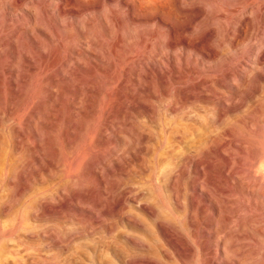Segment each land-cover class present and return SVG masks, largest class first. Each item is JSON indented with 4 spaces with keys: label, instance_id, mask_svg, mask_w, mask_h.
I'll return each instance as SVG.
<instances>
[{
    "label": "rangeland",
    "instance_id": "rangeland-1",
    "mask_svg": "<svg viewBox=\"0 0 264 264\" xmlns=\"http://www.w3.org/2000/svg\"><path fill=\"white\" fill-rule=\"evenodd\" d=\"M92 1L82 17L67 0L28 1L14 27L35 11L57 50L25 45L20 63L0 60V264H264V199L255 206L243 192H264L252 176L264 178L254 159H264V0ZM68 60L52 93L48 77ZM240 220L255 229L225 244Z\"/></svg>",
    "mask_w": 264,
    "mask_h": 264
},
{
    "label": "bare ground",
    "instance_id": "bare-ground-1",
    "mask_svg": "<svg viewBox=\"0 0 264 264\" xmlns=\"http://www.w3.org/2000/svg\"><path fill=\"white\" fill-rule=\"evenodd\" d=\"M28 1H30V0H0V15L1 14H3L5 17H6V21H7V25H6V29H4V27H3V25H2V23H1V20H0V60L1 59H3L4 57H7V56H9L11 59H14L16 62H18V63H20L21 62V55H22V49H21V46H32L33 47V49L34 50H36L37 51V53H39V54H43L45 57L48 55V52H49V50H48V47H51L52 49H53V51L56 49V43H55V39H54V32L53 31H50L49 29H46V24L44 25V24H42V23H40V24H42V26H41V28L39 29V22H38V16L34 13V12H32V10L27 14V16H28V18L31 20V22H32V24H25V25H20V26H18L17 28H15L14 27V23L18 20V15H17V12L19 11L20 12V10H22L23 8L22 7H24V5L28 2ZM88 1L89 0H67V2H68V6H70V7H75V8H79L80 9V14H79V17H82V11L83 10H86V9H84V7H85V5L88 3ZM113 1V0H112ZM111 1V2H112ZM125 1V0H124ZM131 1V0H130ZM145 1H147V0H145ZM153 4H154V1L155 0H150ZM156 1H160V0H156ZM155 1V2H156ZM194 1V0H193ZM111 2H110V4H111ZM115 2V1H114ZM117 2V1H116ZM121 2V1H120ZM129 2V1H128ZM138 2H140V1H138ZM141 2H144V0L142 1L141 0ZM160 2H162V0L160 1ZM261 2V1H260ZM164 3V2H163ZM162 3V4H163ZM250 3H252V2H250ZM114 4V3H113ZM118 4H120V3H118ZM122 4H124V3H122ZM139 4V3H138ZM141 4V3H140ZM139 4V5H140ZM162 4H160V5H162ZM165 4V6L167 7V5H166V3H164ZM163 4V5H164ZM67 5H65V6H67ZM92 5H94L95 6V8H96V6L98 5V6H100V7H102V8H104L106 5L104 4V3H102V0H93L92 1ZM128 5V4H127ZM142 5V4H141ZM255 5V4H254ZM10 6V7H9ZM54 6V5H53ZM121 6V5H120ZM129 6H131V5H129ZM155 6V5H154ZM258 6H259V4H258ZM264 6V5H263ZM12 8V10H7L8 8ZM119 7V6H118ZM140 7H142V6H140ZM146 7V6H145ZM161 7V6H160ZM235 7V6H234ZM7 8V9H6ZM26 8H28V7H26ZM25 8V9H26ZM36 8V7H35ZM98 8V7H97ZM125 8V7H124ZM146 8H148V7H146ZM145 8V9H146ZM162 8H164V6H162ZM203 8V7H202ZM208 8V7H207ZM211 8V7H210ZM243 8V7H242ZM5 9V10H4ZM20 9V10H19ZM31 9H33V8H31ZM47 9V8H46ZM133 9V8H132ZM165 9V11H166V8H164ZM250 9H251V7H250ZM4 10V11H3ZM29 10V9H28ZM89 10V9H88ZM97 10V9H96ZM103 10V9H102ZM119 10V9H118ZM125 10V9H124ZM134 10V9H133ZM133 10L131 11V12H133ZM139 10V9H138ZM141 10H143V9H141ZM169 10V9H168ZM209 10V9H208ZM246 10V9H245ZM251 10H253V9H251ZM196 11V10H195ZM197 11H198V9H197ZM201 11V10H200ZM37 12V11H36ZM98 12H101L100 10H98ZM108 12V11H107ZM136 12H138V13H140L139 11H137L136 10ZM213 12V11H212ZM242 12V11H241ZM253 12V11H252ZM251 12V13H252ZM263 12V11H262ZM21 13H23V12H21ZM121 13V12H120ZM147 13V12H146ZM197 13V12H196ZM195 13V15L197 16V14ZM237 13H239V12H237ZM247 13H248V11H247ZM250 13V12H249ZM154 14V13H153ZM158 14H160L159 12H158ZM167 14V13H166ZM193 14V13H192ZM191 14V15H192ZM198 14H199V11H198ZM208 14H209V12H208ZM163 15H164V13H163ZM190 15V14H189ZM188 15V16H189ZM195 15H192L191 17H193V16H195ZM217 15V14H216ZM247 15H251V14H247ZM22 16V15H21ZM21 16H19L20 18H21ZM218 16V15H217ZM222 16V15H221ZM252 16V15H251ZM1 17V16H0ZM24 17V16H23ZM26 17V16H25ZM44 17V16H43ZM204 17H206V16H204ZM208 17V16H207ZM224 17V16H223ZM241 17V16H240ZM239 17V18H240ZM247 17H249V16H247ZM260 17V16H259ZM258 17V18H259ZM157 18H159V17H157ZM161 18V17H160ZM201 18V17H200ZM219 18V17H218ZM236 18H237V16H236ZM239 18H237V19H239ZM249 18H251V17H249ZM100 19L104 22V25H108V26H110L109 25V20H108V18L105 16V15H101L100 14ZM187 19V18H186ZM208 19V18H207ZM114 20H116V19H114ZM157 20V19H156ZM202 20H203V18H202ZM48 21V20H47ZM78 21V20H77ZM165 21V20H164ZM232 21V20H231ZM230 21V22H231ZM247 21L249 22V19L247 20L246 19V21H244V22H246L247 23ZM257 21V20H256ZM78 22H80V21H78ZM77 22V23H78ZM159 22V21H158ZM258 22V21H257ZM17 23V22H16ZM93 23V22H92ZM115 23H117V25H118V22H116L115 21ZM160 23V22H159ZM167 23V22H166ZM232 23H233V21H232ZM255 23V22H254ZM18 24H19V22H18ZM44 25V26H43ZM78 25V24H77ZM162 25V24H161ZM243 25H245V24H243ZM247 25H248V23H247ZM256 26V25H255ZM164 27V26H163ZM179 27V26H178ZM58 28V27H57ZM109 27H106V33L109 35V36H111V31L109 30L110 28H111V26H110V28L108 29ZM237 28V27H236ZM244 28V27H243ZM39 30L40 31V33L44 36V39H41L42 37H40V35H38V31H36V30ZM72 29V28H71ZM6 30H9L11 33L7 36V34H6ZM95 30V29H94ZM72 31V30H71ZM77 31H79L80 32V34H81V32L87 37V35H88V32H89V30H88V28H87V26L84 24V23H82L81 22V26L80 27H78L77 28ZM92 31V30H91ZM178 31V30H177ZM213 31V30H212ZM103 33V32H102ZM218 33V32H217ZM104 34V33H103ZM114 34V33H113ZM178 34V33H177ZM223 34V33H222ZM58 35V34H57ZM215 35H216V33H215ZM99 36V35H98ZM115 36V35H114ZM217 36V35H216ZM89 38V37H88ZM110 38V37H109ZM112 38V37H111ZM68 39V38H67ZM103 39V38H102ZM185 39V38H184ZM45 42V45L43 44V41ZM95 40V39H94ZM110 40V39H109ZM112 40H113V38H112ZM177 40V39H176ZM179 41H181V39H178ZM178 40H177V42H178ZM87 41V40H86ZM91 41V40H90ZM89 41V42H90ZM93 41V40H92ZM103 41V40H102ZM184 41V40H183ZM95 42H96V40H95ZM174 42H176V41H174ZM159 43H161V41H159ZM164 43H165V41L163 42V45H164ZM171 43V42H170ZM238 43V42H237ZM88 44V43H87ZM93 44H95V43H93ZM97 44V43H96ZM120 44V43H119ZM97 45H100V43H98ZM117 45V44H116ZM160 45V44H159ZM166 45H167V43H166ZM165 45V46H166ZM86 46H88V45H86ZM118 46V45H117ZM122 46V45H121ZM177 46V45H176ZM75 47V46H74ZM119 47V46H118ZM117 47V48H118ZM152 47H154V46H152ZM156 48L157 47H159L158 46V44L155 46ZM167 47H168V45H167ZM166 47V49L168 50L170 47H168L167 48ZM174 47V46H173ZM172 47V48H173ZM174 48H176V47H174ZM90 49V48H89ZM120 49V48H119ZM165 49V50H166ZM57 50V49H56ZM56 50H55V52H56ZM76 50V49H75ZM75 50L74 51H72V52H75ZM106 50V49H105ZM158 50V49H157ZM176 50V49H175ZM174 49H173V51H175ZM25 51V50H24ZM52 51V50H51ZM103 51H104V49H103ZM107 51V50H106ZM105 51V52H106ZM122 51V50H121ZM136 51V50H135ZM148 52H149V50H147ZM159 51V50H158ZM172 51V50H171ZM86 52V51H85ZM108 52V51H107ZM161 52V51H160ZM66 53V52H65ZM77 53V55L79 56V55H81L82 54V51L80 50V49H78V51L76 52ZM96 53V52H95ZM150 53H151V51H150ZM153 53V52H152ZM151 53V54H152ZM162 53V52H161ZM24 56H25V58L27 59V61H28V63H30V70L31 71H35L36 69H37V66H36V64L34 63V56L33 55H31L30 54V52L29 51H25L24 53ZM52 54H53V52H52ZM84 54V53H83ZM82 54V55H83ZM99 54V53H98ZM154 54H155V52H154ZM154 54H153V56H154ZM159 54V53H158ZM157 54V55H158ZM66 55V54H65ZM76 55V56H77ZM86 55H87V53H86ZM160 55V54H159ZM162 55V54H161ZM67 56V55H66ZM84 56V55H83ZM89 56V55H88ZM102 55H101V53H100V57H101ZM216 56V55H215ZM160 57V59H162L161 58V56H159ZM50 58H51V56H50ZM78 58V57H77ZM103 58V57H102ZM25 59V60H26ZM100 59V58H99ZM103 59H105V58H103ZM57 60H58V58H54L53 60H52V62L50 61V64H48L45 68H49V69H52V68H54L56 65H57ZM101 60V59H100ZM97 61V60H96ZM106 61V60H105ZM141 62V61H140ZM112 64V63H111ZM131 64V63H130ZM64 65H65V67H61V68H59V71H57L56 73H54V74H51L49 77H48V82H47V88H50V91L52 92V93H54V89L53 88H55L56 87V85L59 83V82H61V81H64L65 79H69V73H68V71H69V69L72 67L71 66V62H70V60H68V61H65L64 62ZM81 66L83 67V68H85V69H87V64H85V63H83V64H81ZM135 67L136 66H134V69H135ZM14 69H17V67L16 68H14ZM11 70H13L12 68L9 70V71H11ZM137 72H138V70H137ZM136 72V73H137ZM190 72V71H189ZM10 73V75L8 74V78H9V83H10V88H16L17 86H18V81H19V78H18V73H14V71L13 72H9ZM58 73V74H57ZM101 73V72H100ZM49 74V73H48ZM134 74H135V72H134ZM103 75V74H102ZM127 75V74H126ZM138 75V74H137ZM194 75H195V72H194ZM193 75V76H194ZM108 76V75H107ZM192 76V75H191ZM3 77H4V74H2V73H0V84L2 83V81H3ZM129 77L131 78V76L129 75ZM195 77V76H194ZM197 78V77H196ZM127 80V79H126ZM106 81V80H105ZM116 81V80H115ZM114 80H113V83L115 82ZM162 81V80H161ZM175 81V80H174ZM209 81V80H208ZM185 82V81H184ZM206 83V82H205ZM79 84H81L80 82H79ZM168 84H170L169 82L167 83V85ZM125 85V84H124ZM163 85V84H162ZM161 85V86H162ZM165 85V84H164ZM15 86V87H14ZM166 86V85H165ZM80 88H87L85 85H81L80 86ZM92 88V87H91ZM166 88H168V87H166ZM133 90V89H132ZM13 97V96H12ZM14 99V98H13ZM72 100V99H71ZM51 101L53 102L54 101V98L53 97H51ZM50 101V102H51ZM116 101V100H115ZM114 101V102H115ZM81 103V102H80ZM113 103V102H112ZM118 105V104H117ZM124 106V105H123ZM45 107V106H44ZM47 107H48V105H47ZM110 107V106H109ZM114 106H112V108H113ZM49 108L50 109H53V105H50L49 106ZM77 108L78 109H80V110H82L81 109V107H78L77 106ZM115 108H117V107H115ZM146 109V108H145ZM117 110V109H116ZM47 111V109H44V110H40V111H38L37 113H36V116H37V119L39 120L40 118H41V114L42 113H45ZM84 110H82V112H83ZM97 111H98V109H97ZM118 111V110H117ZM1 112V111H0ZM35 112V111H34ZM124 113V112H123ZM125 114V113H124ZM124 114H123V116H124ZM115 115V114H114ZM137 115V114H136ZM58 116V115H57ZM111 116V115H110ZM87 117H88V115H87ZM93 118V117H92ZM35 120V119H34ZM111 120V119H110ZM185 120V119H184ZM171 122V121H170ZM25 123V122H24ZM54 123V122H53ZM77 123V122H76ZM106 123V122H105ZM37 124V123H36ZM75 124V123H74ZM107 124V123H106ZM132 124V123H131ZM51 125H53V124H51ZM55 125V124H54ZM78 125V124H77ZM112 126H113V124H111ZM110 125V126H111ZM120 125V124H119ZM118 125V126H119ZM72 126H74V125H72ZM83 127V126H82ZM36 128V127H35ZM54 128V127H53ZM102 127H100V129H101ZM105 128V127H104ZM116 128H117V126H116ZM80 129V128H79ZM112 129V128H111ZM115 129V128H114ZM172 129V128H171ZM19 130H20V128H19ZM48 130V129H47ZM104 130V129H103ZM118 130H120V129H118ZM32 131V130H31ZM45 131V130H44ZM74 131V127H71V129H70V133H74L73 132ZM26 132H28V131H26ZM115 132V131H114ZM121 132H122V130H121ZM19 133H21V132H19ZM110 132H108L107 134H109ZM101 134V133H100ZM34 135V134H33ZM97 135V134H96ZM163 135V134H162ZM26 136V135H25ZM25 136H24V138H25ZM50 136V135H49ZM48 136V137H49ZM164 136V135H163ZM178 136H179V134H178ZM21 137V136H20ZM31 137H33V136H31ZM37 137V136H36ZM39 137V136H38ZM68 137V136H67ZM177 137V136H176ZM34 138V137H33ZM39 139H40V137H39ZM258 149H260V148H258ZM190 154V153H189ZM188 154V155H189ZM253 155H254V153H253ZM179 156V155H178ZM185 156H187V155H185ZM184 156V157H185ZM238 156V155H237ZM180 157V156H179ZM178 158V157H177ZM188 158V157H187ZM251 158V157H250ZM243 159H244V157H243ZM254 159H256V160H258V162H259V169L260 170H264V159L262 158V157H260V155L259 154H255V156H254ZM186 161V160H185ZM251 162V161H250ZM255 163V162H254ZM203 165H205V164H203ZM194 166V165H193ZM201 166V165H200ZM240 167V166H239ZM197 168V167H196ZM203 168V167H202ZM241 168V167H240ZM244 168V167H243ZM249 169V168H248ZM197 170V169H196ZM203 170V169H202ZM241 170V169H240ZM243 170V169H242ZM248 171V170H247ZM247 171H244V172H247ZM250 171H253V170H250ZM228 172H230V171H228ZM193 173V172H192ZM197 173V172H196ZM225 173V172H224ZM248 173H249V171H248ZM247 173V174H248ZM253 173V172H252ZM153 174H154V172H153ZM202 174V173H201ZM229 174H231L232 175V178H233V180H235L236 179V177H234L236 174H234L233 172H231V173H229ZM203 175H205V173L203 174ZM239 175V174H238ZM252 176H253V183L254 184H256V185H261V183H263L264 184V178H263V176H261V175H259V174H255L254 173V175L252 174ZM249 177V176H248ZM251 177V176H250ZM249 177V178H250ZM238 179L240 180V176H238ZM202 180V179H201ZM241 181H243V180H241ZM153 183V182H152ZM243 183V182H242ZM241 183V184H242ZM192 185H194V184H192ZM172 186V185H171ZM198 187H200V186H198ZM197 187V188H198ZM202 189H203V187H201ZM261 188V187H260ZM195 189V188H194ZM201 189V191L203 192V190ZM208 189V188H207ZM207 189H205V191L207 190ZM210 189V188H209ZM208 189V190H209ZM196 190V189H195ZM198 191H199V189H198ZM225 192V191H224ZM243 192L244 193H246L245 195L247 196V198L249 199V200H251V201H253V203L255 204V206L257 205V206H259L260 204H258V202L256 201V199H257V197H260V198H262L263 197V199H264V192L263 191H261V192H258V193H256V191L255 190H253L252 188H249V189H246V190H243ZM209 193V192H208ZM211 194V193H210ZM209 194V195H210ZM193 195V194H192ZM200 195H202V194H200ZM202 196H204V195H202ZM192 197V196H191ZM194 197H196V196H194ZM206 197H208V196H206ZM212 197L213 196H210V198L208 199L210 202L212 201ZM175 198V197H174ZM177 198V197H176ZM197 198V197H196ZM203 198V197H202ZM205 199V198H204ZM226 199V198H225ZM195 200V199H194ZM208 201V203H210ZM214 201V200H213ZM213 201H212V203H210V204H213ZM192 202H194L193 200H192ZM196 202V201H195ZM263 202H264V200H263ZM262 202V203H263ZM140 203V202H139ZM239 203V202H238ZM242 203V202H241ZM194 204V206H195V203H193ZM217 204V205H216ZM205 206H206V204H204ZM211 206V205H210ZM213 206V205H212ZM211 206V207H212ZM224 205L223 204H220V203H218V202H216V203H214V209H216V211L217 210H219V212H221V210H222V207H223ZM196 207V206H195ZM145 208V207H144ZM193 208V207H192ZM210 208V207H209ZM250 208V207H249ZM195 209V208H194ZM205 209V208H204ZM203 210V209H202ZM213 210V209H212ZM195 211V210H194ZM215 211V210H214ZM149 212H151V211H149ZM218 212V213H219ZM218 216H219V214H218ZM217 218H219V217H217ZM216 218V219H217ZM213 219V218H212ZM192 221V220H191ZM206 223V222H205ZM213 223V222H212ZM212 223H211V225H212ZM216 224H217V222H215ZM239 223V222H238ZM162 224V223H161ZM215 224V225H216ZM164 226V225H163ZM199 226V225H198ZM204 227H205V225H204ZM217 227V226H216ZM215 227V228H216ZM228 227V226H227ZM248 227H249V229L250 228H254V226H253V224H252V221H248L247 223H244L242 220H240V229H241V231L239 232V233H237L236 235H237V237L235 238L233 235H229V238H227L226 239V243L225 244H228L229 242H231V243H233V241H235V242H238V245L239 246H241V245H243V243L242 242H240V240H242V239H246L248 236L246 235V233H245V230L246 229H248ZM160 228V227H159ZM195 228H196V226H195ZM214 228V229H215ZM259 228V227H258ZM161 229V228H160ZM255 229V228H254ZM263 227H261V229H259V231H261V232H263ZM167 230V229H166ZM194 230V229H193ZM215 230H217V228L215 229ZM198 231V229L196 230V232ZM203 231V230H202ZM208 231V230H207ZM213 231V230H212ZM252 231V230H251ZM211 232V231H210ZM215 232V231H214ZM152 233V232H151ZM161 237H163V238H165L166 240H168L169 239V234L167 233V231H165V229L164 228H162L161 229ZM170 233V232H169ZM218 233H219V231H218ZM264 233V232H263ZM220 235H221V233H219ZM218 236V235H217ZM212 237H214V236H212ZM158 239V238H157ZM171 239V238H170ZM174 239V237L172 238V240ZM176 239V238H175ZM171 240V241H172ZM212 240V239H211ZM155 241H157V240H155ZM175 241H177V240H175ZM187 241V240H186ZM189 241V240H188ZM210 241V240H209ZM153 242V241H152ZM204 242V241H203ZM172 243V242H171ZM176 243V242H175ZM196 244V243H195ZM213 244V243H212ZM220 244V243H219ZM175 245V244H174ZM214 245V244H213ZM147 246V245H146ZM178 246H179V244H178ZM224 246H226V245H224ZM228 246V245H227ZM162 247V246H161ZM177 247V246H176ZM183 247V246H182ZM163 248V247H162ZM161 249V248H160ZM174 249V248H173ZM177 249V248H176ZM175 249V250H176ZM184 249V248H183ZM223 249H224V247H223ZM226 249V248H225ZM224 249V251H226V253H227V250H225ZM232 249H234V248H232ZM242 249H240L239 247H236V250H235V252H237V253H241L242 251H241ZM179 251H180V249H179ZM186 251H187V249H186ZM248 251V250H247ZM164 252V251H163ZM161 254V253H160ZM178 255H179V253H177ZM221 254V253H220ZM224 254V253H223ZM186 255V254H185ZM185 255H183V257L185 256ZM198 255H199V253H198ZM237 257V256H236ZM224 258V257H223ZM170 259V258H169ZM219 259H222L221 257L219 258ZM225 259V258H224ZM241 259V258H240ZM142 260V259H141ZM211 260V264H217V261H216V259L215 258H211L210 259ZM220 261V260H219ZM237 261V260H236ZM221 262V261H220ZM240 262H241V260H240ZM239 262V263H240ZM243 262V261H242ZM241 262V263H242ZM231 263H233V261L231 262ZM240 263V264H241ZM149 264V263H148ZM152 264V263H151Z\"/></svg>",
    "mask_w": 264,
    "mask_h": 264
}]
</instances>
